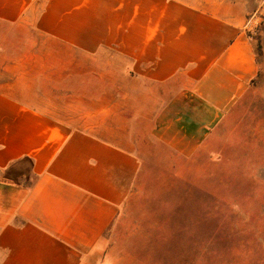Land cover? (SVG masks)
Wrapping results in <instances>:
<instances>
[{
  "label": "crops",
  "instance_id": "1",
  "mask_svg": "<svg viewBox=\"0 0 264 264\" xmlns=\"http://www.w3.org/2000/svg\"><path fill=\"white\" fill-rule=\"evenodd\" d=\"M255 12L263 0H0V264H97L140 191L145 138L190 157L249 91ZM90 80L125 82L95 95L124 97V128L55 115Z\"/></svg>",
  "mask_w": 264,
  "mask_h": 264
},
{
  "label": "rangeland",
  "instance_id": "2",
  "mask_svg": "<svg viewBox=\"0 0 264 264\" xmlns=\"http://www.w3.org/2000/svg\"><path fill=\"white\" fill-rule=\"evenodd\" d=\"M259 57V75L206 147L189 157L145 138L138 150L143 167L140 191L122 218L112 247L97 264H264V50L260 46ZM124 83L86 81L87 95L78 98L75 93L83 84L70 81L71 95L52 99L59 110L55 115L71 126L96 123L106 131L111 125L124 128V97L95 96L120 90Z\"/></svg>",
  "mask_w": 264,
  "mask_h": 264
},
{
  "label": "built area",
  "instance_id": "3",
  "mask_svg": "<svg viewBox=\"0 0 264 264\" xmlns=\"http://www.w3.org/2000/svg\"><path fill=\"white\" fill-rule=\"evenodd\" d=\"M263 20L264 16L258 12L251 14L247 18L245 28L247 30L249 38L255 39L260 34Z\"/></svg>",
  "mask_w": 264,
  "mask_h": 264
},
{
  "label": "trees",
  "instance_id": "4",
  "mask_svg": "<svg viewBox=\"0 0 264 264\" xmlns=\"http://www.w3.org/2000/svg\"><path fill=\"white\" fill-rule=\"evenodd\" d=\"M26 159L30 160L29 158H25V160H26ZM23 160H24V159H23ZM23 160H21V161H23ZM18 162H20V161H17V162H15V163H13L11 167H12V168H13V167L15 168L16 166H18ZM28 170H29V169H28ZM28 170H27V171H28ZM19 173H23V174L26 173V169L21 168Z\"/></svg>",
  "mask_w": 264,
  "mask_h": 264
}]
</instances>
